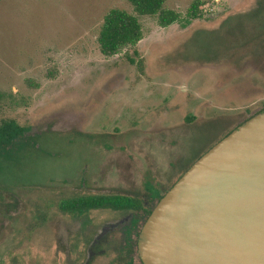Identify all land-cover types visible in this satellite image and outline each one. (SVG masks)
I'll return each instance as SVG.
<instances>
[{"label": "rangeland", "instance_id": "1", "mask_svg": "<svg viewBox=\"0 0 264 264\" xmlns=\"http://www.w3.org/2000/svg\"><path fill=\"white\" fill-rule=\"evenodd\" d=\"M198 1L199 18L194 0H166L167 25L140 17V67L132 48L107 56L98 43L109 10L133 12L128 0H0V91L23 97L4 114L28 128L25 149L0 155V212L14 211L0 223V264H82L94 228L126 212L74 218L61 200L142 195L148 179L167 189L264 104V0ZM82 113L83 130L58 131ZM78 220L67 256L56 228ZM121 243L113 232L92 264H129Z\"/></svg>", "mask_w": 264, "mask_h": 264}, {"label": "water", "instance_id": "2", "mask_svg": "<svg viewBox=\"0 0 264 264\" xmlns=\"http://www.w3.org/2000/svg\"><path fill=\"white\" fill-rule=\"evenodd\" d=\"M138 249L144 264H264V110L166 191L141 228Z\"/></svg>", "mask_w": 264, "mask_h": 264}, {"label": "trees", "instance_id": "3", "mask_svg": "<svg viewBox=\"0 0 264 264\" xmlns=\"http://www.w3.org/2000/svg\"><path fill=\"white\" fill-rule=\"evenodd\" d=\"M133 7V12L113 8L109 10L103 19L98 36L100 51L107 56L119 53L124 48H132L133 55L127 54L130 63H137L140 67L138 43L144 37V30L140 21L141 16H150L158 20L161 25H167L176 20L177 14L166 7V0H128ZM192 7L197 8L191 14L193 18L201 17L199 12L200 2L194 0ZM137 56V58H136ZM23 97L14 96L13 92L0 91V155L10 156L14 159V154L27 147L24 139L27 127L21 125L17 119L6 116V106L18 105ZM36 142V141H35ZM147 198L155 205V199L159 200L164 192L148 179L145 184ZM59 207L62 211L76 213L84 212L93 208H106L114 210L144 208L143 201L138 196H128L118 193L100 195H81L61 200ZM151 213V209L146 210V215Z\"/></svg>", "mask_w": 264, "mask_h": 264}, {"label": "flooded vegetation", "instance_id": "4", "mask_svg": "<svg viewBox=\"0 0 264 264\" xmlns=\"http://www.w3.org/2000/svg\"><path fill=\"white\" fill-rule=\"evenodd\" d=\"M264 110V104L261 105L260 107H258L255 111H253L250 115H248L244 121H242L241 123H239L238 125L242 124L243 122H245L247 119H249L250 117H252L253 115L261 112ZM83 114V113H82ZM74 120V119H73ZM86 120V116L85 114H83L82 116V121H80V123H70V125H66L68 124V122L70 120L68 119H57L56 123H61L60 126H58L60 129L58 130L59 132H69V133H76L81 130H83V126H84V122ZM62 121H67V123H62ZM72 121V120H71ZM83 122V123H82ZM237 125V126H238ZM236 128V127H235ZM44 129H46V131H54L53 130V126L50 125L49 123H46L44 125ZM233 130V129H232ZM231 130V131H232ZM230 131V132H231ZM56 132V131H55ZM228 132V133H230ZM227 133V134H228ZM227 134H225L224 136H226ZM86 136L88 137H93L96 139H103L106 137L105 134H100V135H92L88 132V134H86ZM223 136V137H224ZM223 137H221L220 139H222ZM219 139V140H220ZM218 140V141H219ZM217 141V142H218ZM35 142V141H34ZM33 142V143H34ZM216 142V143H217ZM215 143V144H216ZM214 145V144H213ZM212 145V146H213ZM211 146V147H212ZM211 147L207 148L205 151H203L200 155H198L191 163L189 166H187L183 172H181L178 177L175 179V181L173 182V184L180 178V176L201 156L203 155L206 151H208ZM147 181V180H146ZM146 184V183H145ZM172 184V185H173ZM171 185V186H172ZM156 186V185H155ZM170 186V187H171ZM169 187V188H170ZM157 188V186H156ZM160 189L162 190V192H164V194L166 193V191L169 189ZM146 189V187H145ZM111 192H104V193H91V194H95V195H100V194H109ZM91 194H85V195H91ZM118 194H124V195H128L131 197L134 196H138L142 199L143 201V206L144 208L140 209V210H135V209H123V210H114V209H109V210H114V211H122V212H126L121 219L118 220H114V221H108V222H104L102 223L97 229L94 228V231H92L91 226H88L87 230L92 231L91 233V237L88 239V245L86 248V256L83 259L82 264H92L94 262V260L96 259V257L102 255L105 250L103 248V246L107 243L109 237L111 236V234L113 232H117L119 231L121 234V238H122V243H121V248H122V252H124L128 257H129V264H144L143 261L140 258V254H139V249H138V238H139V233L141 231V228L144 224V222L146 221V219L148 218V216L150 215H146V210L147 209H152L154 208V206L157 204V202L160 200H153L155 201V205H151V201L147 198V192L145 191L142 195L139 194H127V193H118ZM81 196V195H79ZM75 197V196H74ZM61 202V201H60ZM60 202L57 204V208L59 211L66 213L74 218H79L80 216L86 215L88 214L90 211L93 210H99V209H106V208H93L84 212H76V213H70V212H65L62 211L59 207ZM14 211H12L9 207L8 209L1 211L0 214H6V216L3 218V216L0 215V219H2L0 221V223H2V221H4L5 219H7L8 216H12V213ZM6 221V220H5ZM82 220H78V221H73V222H65L62 221L57 225L56 228V235L57 238H60V244H65L66 245V250H67V256H70L72 251H71V247H70V237L74 234H76L78 231H80Z\"/></svg>", "mask_w": 264, "mask_h": 264}]
</instances>
